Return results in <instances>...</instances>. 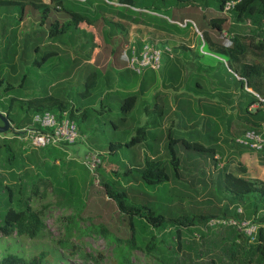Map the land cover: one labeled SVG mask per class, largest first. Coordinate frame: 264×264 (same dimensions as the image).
I'll list each match as a JSON object with an SVG mask.
<instances>
[{
  "label": "rangeland",
  "instance_id": "374dc122",
  "mask_svg": "<svg viewBox=\"0 0 264 264\" xmlns=\"http://www.w3.org/2000/svg\"><path fill=\"white\" fill-rule=\"evenodd\" d=\"M62 1L64 9L61 11L52 3L47 5V18L43 17L42 7L34 6L33 0H15L14 4L0 6V109L11 108L13 124L25 126L28 120L32 122L35 111L50 109L56 113L60 105L66 113H73L80 135L78 143L72 147L47 150L18 141L23 159L32 153L36 158L35 163L26 159L24 162L30 163L32 172L38 174V182L32 189L36 188L37 194L30 205L39 214L43 228L34 239L0 236V259L7 254H17L30 260L43 253L42 264H264L259 254L245 250L251 246H246V238L238 237L239 244L246 247L231 255L229 248L237 235L234 227H209V223L200 221L202 216L211 215L220 220L230 205L224 182L220 177L213 178L214 169L218 168L219 175L224 171L214 164L211 150L198 152L182 144L184 140L217 147L216 153L224 156V143L216 146V142H229L227 130L231 121L241 117L264 121L263 110L253 115L246 112L245 104L253 93L239 77L231 55L219 51L220 47L231 44L225 35H249L251 22H237L232 14L224 16L212 5L205 8L202 2L193 0H168L166 5L160 0H137L136 6L148 11L131 8L129 15L138 17L146 27L128 24L124 31L110 20L98 19L97 13L86 11V7L94 3L107 10L128 9L113 7L104 3L105 0H89L86 4V0ZM68 10L85 14L94 21L98 40L105 49L96 65L86 62L98 46L92 32L70 28L57 39L48 38L50 22L53 19L63 22L62 17ZM21 13L24 19L19 26ZM221 16L226 17V22L220 32L209 20ZM42 20H46L44 25L39 24ZM184 21H188L186 28L175 24ZM147 23L164 25L168 31L157 30L153 25L149 27ZM140 39L159 47L160 68L144 71L150 80L147 92L143 96L135 92L138 95L136 111L122 122L119 96L129 88L127 81L132 80L130 74H133L127 67V57L129 61L134 50L130 51L131 42ZM165 39L169 51L160 45ZM182 45L186 48L172 49ZM250 51L246 61L264 65V51L257 54ZM52 52L56 54L40 66L32 64ZM141 86L144 88V82ZM48 96L56 103L47 102ZM143 110L150 115L140 117ZM160 110L164 116L157 117ZM145 118L148 140L109 154L110 144L128 141ZM150 121H162V124ZM11 133L0 134V139ZM174 139L179 140L174 149L180 159V177L168 167V182L142 183L139 175L147 162L169 165L168 145ZM74 147L78 153L74 152ZM88 152L106 153L107 160L118 165L120 177L109 173L105 178L115 187L126 190L129 204L148 205L162 215L166 220L164 224L153 228L143 219L136 218L132 223L127 217L124 219L105 195L101 177H96L84 164L91 165ZM127 169H132L131 174L126 173ZM51 170L59 183L55 184V178L50 175L44 176ZM71 218L74 221L70 222ZM259 218L264 220V216ZM68 222V227L90 230L80 238L76 237L78 232H73L68 241L73 247H62L59 244L66 239ZM101 230L104 234L97 232ZM177 231L182 241L179 247L176 246ZM131 233L135 239L133 250L127 245L132 241L126 240Z\"/></svg>",
  "mask_w": 264,
  "mask_h": 264
},
{
  "label": "trees",
  "instance_id": "16d2710c",
  "mask_svg": "<svg viewBox=\"0 0 264 264\" xmlns=\"http://www.w3.org/2000/svg\"><path fill=\"white\" fill-rule=\"evenodd\" d=\"M15 0H0V6H6L14 4ZM35 2L34 6L36 8L42 7V13L43 17H48L49 15V8L46 4H43L41 0H33ZM51 3L54 5V7L57 10L64 9L63 7V1L62 0H50ZM113 0H105L104 3L112 2ZM137 0H117L116 2L118 4L126 5L128 10H120L122 13H120V18L130 21L134 24H145L143 21H141L138 17H134L129 15V9H145L148 11V9L143 7L136 6ZM157 1V0H156ZM168 0H160V3L162 5H166ZM172 1H178L182 2L185 0H172ZM202 2L205 6V8L210 7L212 5L216 8L218 12L221 13L223 6L226 2L229 1H238L234 8L230 11L229 14H232L234 17V20L237 22H243L245 20H249L253 27L249 29L250 34L249 35H243V36H230L229 40L231 41V44H226L219 48L220 52L229 53L231 55V62L234 63L239 72V77L244 79L247 83L246 88L252 89L254 93L258 94L261 97H264V65L259 62H247V52L250 50H254L259 53L258 51L262 50L264 51V0H193V2ZM130 7V8H129ZM149 7V6H147ZM165 7V6H163ZM123 8V7H122ZM88 11V10H86ZM73 12V11H71ZM123 12H126V15H124ZM97 16V14H96ZM155 16V15H154ZM226 16V15H224ZM21 19H24V15L21 13L19 16ZM98 18V16H97ZM96 20V18H95ZM46 20H42L39 22V24L44 25ZM94 21H92L89 17H87L85 14L76 13L73 12L70 14L69 19L65 20H59V19H53L50 22V27L48 30V38L51 39H57L60 34H63L65 31H67L70 28H77V29H89L90 27H94L93 24ZM226 22V17H212L209 20V23L212 27L218 29L220 32L224 29L223 24ZM19 24V22H18ZM176 26L180 27L175 23ZM80 25H84L83 27ZM149 27L152 25L160 31L167 32L168 29L164 25H156V23H147ZM87 26V28L85 27ZM145 26V25H143ZM188 26V23L185 25V28ZM82 27V28H81ZM181 28V27H180ZM122 30V28H119ZM232 45V47H231ZM160 46V45H159ZM140 48H134L135 52H138L141 50ZM163 48V47H162ZM132 49H130L131 51ZM252 52V51H250ZM56 53H47L42 60L40 61H34L32 64L36 66H40L44 61H46L47 58L51 57L52 55H55ZM150 71V70H149ZM152 71V70H151ZM138 75V74H137ZM241 79V80H242ZM251 79H254V82L251 81ZM2 81H0L1 84ZM250 93V92H249ZM252 94V93H250ZM138 95L134 93H125L123 95V102L120 106V113L122 114V118L126 119V115L128 112H130L137 100ZM257 101V98L254 94H252V99H250L245 104V109L248 110L250 106ZM47 102H55L51 96L47 97ZM56 103V102H55ZM158 107V106H157ZM11 109V108H10ZM10 109H0L2 113L5 114L6 118L9 120L11 124H13V121L10 118ZM157 109V108H156ZM50 109H39L35 111L36 113H42V112H52L49 111ZM249 111H253L250 110ZM262 109H257L255 112H261ZM264 111V110H263ZM63 112H65V108L61 107L59 105L58 111L55 113L59 117L63 115ZM159 112L163 113V110H160ZM35 113V114H36ZM54 113V112H53ZM66 113V112H65ZM66 116L70 120H74L73 113H66ZM28 124L25 126L20 125H14L15 129H22L24 127H27L31 125V120H28ZM235 125V128H233ZM264 127L260 123H254L248 118H238L237 121H231L230 125L227 130L228 136L231 138L232 141H235L238 138H241L245 132L247 131H254L259 134L261 128ZM146 129L143 127H139L135 135H133L128 141L124 143H114L110 144L109 147V154L116 153L119 149L124 147H133L137 144L143 143L146 139ZM79 141V140H78ZM76 142V144L78 143ZM178 139L171 140L168 145V155H169V165L166 166L164 163H152L147 162L144 169H141L142 172L139 175V179L142 181V183L146 185H160L163 183H166L170 180V175L167 172V168L171 167L174 175L179 178L180 177V159L177 156V153L174 149V145L178 143ZM75 144V145H76ZM182 144L185 146L186 149L189 150H195V151H209L213 150L212 147H205L202 144L199 143H191L182 140ZM21 143L18 142L16 139H6L3 138L0 139V236L4 238L11 237L15 235L16 237H25L29 239H34L38 236L41 229L43 228V223L40 219V216L37 212L33 211L31 208V199L34 195L37 194V189L33 187L38 182V174L32 172V168L30 167V163L27 164L24 161L28 160L31 163H35L36 158L34 157V154H28L25 156V159H23L22 150H20ZM72 147V146H71ZM53 148V147H48ZM48 148H43V150H47ZM264 148L261 150L263 151ZM258 151V152H261ZM63 153H61V156L63 157ZM20 156L22 158H20ZM100 158V164L96 168L95 172L96 177H101V185L104 189L105 195L110 198L118 211L123 218L127 217L129 221L132 223L134 219H143L145 221V224L153 227V228H160L164 222L166 221L165 218L157 214L152 208H150L148 205L141 204V206H136L134 204H129V196L124 188L119 189L115 187L112 184V181L109 179H106V175H109V173L113 174L115 177H120V169L118 168V165L114 162H111L107 160V154L98 155ZM61 157V158H62ZM40 168V166H38ZM132 169H127L126 173L129 175L131 174ZM245 170H241V173H244ZM98 173V174H97ZM108 173V174H107ZM46 177H53L55 178V175L53 174V170L50 172L44 173ZM108 178V177H107ZM60 182L59 179L57 181ZM224 189L226 193L229 194L230 197V205L233 206L235 203L243 204L247 203V218L254 223L257 226V233L256 238L254 241H250L247 236H245L242 232H240L238 229L236 232V238L234 239V242H232L230 246V253L232 256L236 255L240 248H244L248 245H251L248 247V252H256L259 254V260L261 262H264V220H261L259 217L264 216V211H262L264 208V184H260L258 186L257 184H254L252 182H249L245 180L244 178H237L230 174H226L224 177ZM69 196V195H68ZM70 197V196H69ZM237 207L230 208L228 207L227 211L224 213V217L220 218V220H228V219H234L237 221L246 219L243 215H239L237 212ZM258 211H260L261 216H258ZM259 213V214H260ZM125 219V218H124ZM218 218L216 216H202L200 221H204L206 225L209 221L214 220ZM74 221L73 218L69 220ZM186 225L185 223H183ZM69 222L67 223L66 228V239L62 242H60V246H70L73 247V245L68 242L70 239V236L74 232H78L76 235L77 238L83 237L86 231L90 230L89 228H86L84 230H81L78 227L74 229L75 227H68ZM222 227V226H218ZM231 226H228L229 228ZM132 230H134V226L131 227ZM100 234H104V230L97 231ZM73 233V234H74ZM76 234V233H75ZM204 234H201L203 237ZM246 238V246H243L242 244H239V238ZM176 238L178 239L177 247H179L181 241V235L180 231H177ZM126 240L132 241L129 242L127 245L130 246V248L133 250L135 245V239L133 236V233H131L130 237ZM250 243V244H249ZM152 244V243H151ZM150 246H147V249H149ZM43 260V253H40L39 255L34 256L30 260H25L24 258L18 256L17 254H7L3 256L0 259V264H42ZM129 264V263H128Z\"/></svg>",
  "mask_w": 264,
  "mask_h": 264
},
{
  "label": "built area",
  "instance_id": "2783aa9c",
  "mask_svg": "<svg viewBox=\"0 0 264 264\" xmlns=\"http://www.w3.org/2000/svg\"><path fill=\"white\" fill-rule=\"evenodd\" d=\"M237 2L238 1L226 2L221 14L228 15ZM187 23L188 21H184L182 23H177V25L184 27ZM167 51L169 50L167 49ZM161 53V50L155 44L147 43L142 46L140 51L135 52L133 50L131 52L128 67L138 75L145 70L157 71L160 68ZM252 93L256 96L257 101L250 106V110H264V97L254 92ZM11 132L10 135H4L3 138L16 139L35 149L71 147L74 146L80 138L78 128L73 120L68 119L66 115L59 117L57 114L48 111L34 114L31 125L20 130L13 127ZM236 142L251 148L255 152L261 151L264 148V138L254 131L245 132ZM88 154L91 165L84 164L90 172L94 173L100 164V158L95 152H88ZM208 223L209 227H235L247 236L251 242L256 238L257 226L246 219L240 221L234 219H214Z\"/></svg>",
  "mask_w": 264,
  "mask_h": 264
},
{
  "label": "crops",
  "instance_id": "0c3cea01",
  "mask_svg": "<svg viewBox=\"0 0 264 264\" xmlns=\"http://www.w3.org/2000/svg\"><path fill=\"white\" fill-rule=\"evenodd\" d=\"M88 1L89 0H86L85 4L88 3ZM116 1L117 0H113L112 2H108L107 4H109V5L113 6V7H123V9H127L126 7H124L126 5L118 4ZM41 2L43 4H46V5L51 4L50 0H41ZM86 10L93 11V12L97 13L98 19H100V20H110V21H112L118 28H122V30H124V31H126V27L127 26L129 27V25H131V24L134 27H136V25H137V24H134V23H132L130 21L121 19L120 18V13H122V12L120 10H111V9L107 10L105 8V6L100 5V4H94V3L87 4ZM72 13L73 12L68 10L65 13V16H63L62 18L64 20H66V18L70 17V14H72ZM123 13H124V15H126V12H123ZM19 20H20V17H19ZM22 20L23 19H21V21L19 22V26L23 25ZM138 25H140V24H138ZM80 26L83 27L84 25H80ZM140 26H143V25H140ZM85 27L87 28V26H85ZM143 27H146V26H143ZM86 30L90 31V32H92L94 34V40L98 44V46L92 51V53L90 54V56L86 60V62L89 65H96V63H98L100 58H101V53L103 52V50L105 51V49L101 46V44H100V42L98 40V36H97V34L95 32V28L92 26V27H90L89 29H86ZM144 42H145L144 39L135 40V42L132 41L131 42V46L132 47H130V48L132 50L134 48L138 49V48H140V47H142L143 45L146 44ZM167 43L168 42L165 39L160 44L161 46H163V49L165 48L166 51H167V49L169 50ZM183 45H184V43H183ZM183 45L179 46V48H172V49H178V50L185 49L186 45L185 46H183ZM170 51H171V49H170ZM165 53H167V52H165ZM255 54H257V53H255ZM128 62L129 61H128V57H127V64H128ZM127 67H126V69L129 70L128 69L129 67L128 68ZM132 73L137 78H134L133 74H130L131 77H132L131 78L132 80H128L127 81L128 85H129V88L126 89L124 91V93L140 92L141 95L143 96L147 92V87H146L148 85L147 82L150 81L146 77L147 71L144 72L142 75H137L133 71H132ZM144 74H145V76H144V79L142 80L141 78L143 77ZM251 81L254 82V79H251ZM142 82H144V88H142V86H141ZM248 91L253 92L252 89H248ZM123 95L119 96V97L122 98V102H123ZM121 104H120V106H121ZM137 104H138V98H137V100L135 102V105H134L133 109L130 112L127 113L126 117H128V115H131L133 112L136 111V110L134 111V109L136 108ZM249 109L246 110V112L248 114H250V115L258 113V112H255V111H249ZM119 112H121L120 111V107H119ZM2 114H4V113H2ZM162 114H163L162 112H158V116L157 117L164 116V114L163 115ZM63 115H66V114L63 113ZM143 115L145 117H148V115H150V113H149V111H144L143 110V111L140 112V117L143 116ZM248 119L251 120L250 118H248ZM120 120L122 122H124L126 119L121 117ZM150 122L151 123L153 122L154 124H157V123L162 124V121L161 122L160 121H150ZM252 122H254V121H252ZM254 123H260L262 126H264V121H255ZM113 127L116 128L117 127L116 124H113ZM139 127H143L144 129H146V132H148V129H147L148 121H147L146 118L144 119L143 124L140 125ZM139 127H136L135 131ZM259 134L264 138V127L261 128ZM227 136H228V134H227ZM228 139H229V142H227V141H221V142L217 141L216 142L217 143L216 146H221L222 143H224L223 153H222L224 156H221V154H217L216 153L217 152V147L212 150V153L214 155V164H216V166L220 165V167H222L221 170L224 171L223 174L219 175V174H217L218 172H216L217 171L216 169H218V168L214 169L213 178L220 177L221 180L224 182L225 175L226 174H230V175H232L234 177H237V178H244L245 180H247L249 182L257 184L258 186H260V184H264V150L261 151V152H255V151H253L251 148H249L247 146H243V145L238 144L235 141H232L230 137H228ZM147 140L148 139H147V134H146V139H145L144 143ZM121 143H124V142H121ZM74 152L78 153V150H77L76 147H74ZM61 164H62V162H61ZM242 169L245 170L244 173H241ZM54 181H55V184H56L57 178H55ZM61 186H63V184ZM229 207L230 208L237 207L236 212L239 215H243L245 218H247V203L246 202L244 203V205L240 204V203H238V204L235 203L233 206H229ZM259 212L260 211H258V213Z\"/></svg>",
  "mask_w": 264,
  "mask_h": 264
},
{
  "label": "water",
  "instance_id": "95a60500",
  "mask_svg": "<svg viewBox=\"0 0 264 264\" xmlns=\"http://www.w3.org/2000/svg\"><path fill=\"white\" fill-rule=\"evenodd\" d=\"M13 127L11 126L9 120L6 118L5 114L0 112V134L12 131Z\"/></svg>",
  "mask_w": 264,
  "mask_h": 264
}]
</instances>
